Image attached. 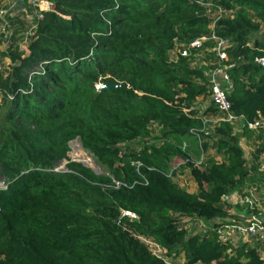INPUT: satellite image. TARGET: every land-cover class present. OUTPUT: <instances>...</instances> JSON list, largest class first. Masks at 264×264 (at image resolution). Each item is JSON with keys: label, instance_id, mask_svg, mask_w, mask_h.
Segmentation results:
<instances>
[{"label": "trees", "instance_id": "trees-1", "mask_svg": "<svg viewBox=\"0 0 264 264\" xmlns=\"http://www.w3.org/2000/svg\"><path fill=\"white\" fill-rule=\"evenodd\" d=\"M48 1L43 19L27 4L0 32V264H166L142 239L185 264H264L259 246L217 235L257 162L209 79L215 34L231 43L230 111L264 119V0ZM77 140L103 173L70 160Z\"/></svg>", "mask_w": 264, "mask_h": 264}, {"label": "built area", "instance_id": "built-area-1", "mask_svg": "<svg viewBox=\"0 0 264 264\" xmlns=\"http://www.w3.org/2000/svg\"><path fill=\"white\" fill-rule=\"evenodd\" d=\"M13 2L14 0H0V32L4 34L6 39L11 36L8 17ZM30 5L34 8L36 13L35 17L38 19H43L45 12L55 9L54 3L48 0H30ZM208 40L209 38L207 37L193 40L177 52L182 57H188L193 51L201 49ZM211 40L214 42L212 52L219 59L218 66L209 71L211 99L217 106L219 113L223 114L222 120L236 127L241 126V129L244 131L258 132L264 130L263 118L255 122H249L246 118L237 117L230 111L231 106L228 95L233 87V83L228 74L229 67L225 65V62L228 60L227 50L230 48L231 43L228 39L218 37L215 34H212ZM256 62L261 67H264V58L257 59ZM207 122L210 121L208 120ZM186 148L187 144H184L183 149ZM198 164H201V162H198ZM55 171H59V169ZM6 188L5 182H0V189ZM223 200L229 204L228 202L232 200V194L225 196ZM240 204L245 209V212L242 215L238 213L236 215L237 217L231 214L232 219L222 221L223 223L216 230L217 235L222 242L231 245L253 244L255 247L259 244H264V189L261 192L256 189L249 190L240 198ZM125 215L134 219L137 218L130 212H126ZM142 241L149 246L154 256L162 259L166 264H185L183 261L177 259L175 255H169L156 242L150 239H142Z\"/></svg>", "mask_w": 264, "mask_h": 264}, {"label": "crops", "instance_id": "crops-1", "mask_svg": "<svg viewBox=\"0 0 264 264\" xmlns=\"http://www.w3.org/2000/svg\"><path fill=\"white\" fill-rule=\"evenodd\" d=\"M29 4L30 5V0H14L11 9L9 11V17H14L15 16V11L17 9H19V11H23L22 13H26L27 9L29 8ZM23 5L25 8L24 9H20L19 6ZM26 5V6H25ZM14 14V15H13ZM21 14V12H19L17 15ZM200 65L205 64L204 63V59L203 56L198 55L197 56V60H196ZM205 66V65H204ZM211 124V121L209 122ZM236 128V134L238 136H240V146L242 147V149L246 152V156L250 162V165H252L253 161L257 162L256 166H257V176L255 177L257 181L250 183L248 185L245 186V190L243 193H241L240 190H236L232 193V201L233 203H235L236 209L240 212V214L242 215V213L245 212V209L241 206L240 204V198L245 195L249 190H254L256 189L257 191L261 192L264 189V154L260 155V158L258 161H256V156H257V151L261 149V146H264V130L258 131V132H251L249 137H246L244 130L241 129V126H235ZM239 130H241V132H239ZM180 178H178L181 181V185L183 187L188 188L187 185L189 186H194L197 188L196 184H194L193 182L189 183L186 181V179L184 178V176H179ZM189 190V189H188ZM197 191V190H196ZM236 194V195H235ZM230 206V210H231V205L227 204ZM231 212V211H230ZM202 225L201 227V231H203L205 228H207L206 225H204V222H201L199 224L194 225V229H198V225ZM209 225V224H208ZM199 231V230H197ZM257 246H263L264 244H259ZM261 249V247H260ZM264 252V251H263Z\"/></svg>", "mask_w": 264, "mask_h": 264}, {"label": "rangeland", "instance_id": "rangeland-1", "mask_svg": "<svg viewBox=\"0 0 264 264\" xmlns=\"http://www.w3.org/2000/svg\"><path fill=\"white\" fill-rule=\"evenodd\" d=\"M19 8L20 9H24L25 7L23 5H20ZM19 12L22 13L23 11H19V9H17L15 11V15H17ZM239 132H241V130H239ZM249 136H250V134H246V137H249ZM77 143H72V147H71V158H70V160L71 161H74V162L81 163V164H83V165H85L87 167H90L94 171L99 172L100 170H99V168L97 166L96 167H93L90 164H86L83 161L76 159V156H77L78 153H80L81 156H84V154H87L89 157L93 158L91 154H89L87 151L84 150V148L81 146V144L79 142H77ZM170 164H171V167L173 169H176V168L180 167L181 165H183L184 162L179 157H176V158L172 157L171 160H170ZM62 167H64L63 164H62ZM0 182H2V179L1 178H0ZM187 186H188L189 191H191V192H195L197 190V188L194 187V186H189V185H187ZM228 203L232 206L231 207V214H232V216L237 217L236 215L238 213H240V212L236 209L235 203H233L232 200L229 201ZM187 221H188V225H189V227H190L191 230L194 229V228H196V227L193 226V221L191 219L190 220L187 219ZM204 225H206L207 227L208 226H211V224L208 225V223H205V222H204ZM201 227H202V225L200 224L197 230L201 231L202 230ZM249 245L250 246H253V244H249ZM260 247L264 251V247L263 246H260Z\"/></svg>", "mask_w": 264, "mask_h": 264}, {"label": "bare ground", "instance_id": "bare-ground-1", "mask_svg": "<svg viewBox=\"0 0 264 264\" xmlns=\"http://www.w3.org/2000/svg\"><path fill=\"white\" fill-rule=\"evenodd\" d=\"M76 159L81 160V161H83L86 164H90L93 167H96V163L94 162V160L91 157H89L87 154H84V156H81L80 153H78L77 156H76Z\"/></svg>", "mask_w": 264, "mask_h": 264}, {"label": "water", "instance_id": "water-1", "mask_svg": "<svg viewBox=\"0 0 264 264\" xmlns=\"http://www.w3.org/2000/svg\"><path fill=\"white\" fill-rule=\"evenodd\" d=\"M77 142H79V143L81 144L80 140H77V141H75V142H73V143H77ZM81 146H82V144H81ZM71 147H72V144H71ZM84 150H85V149H84ZM85 151H86V150H85ZM68 157L71 158V152H69ZM92 157H93V156H92ZM92 159H93L94 162L96 163V160L94 159V157H93ZM73 162H74V161H73ZM67 164H68V161L65 160L64 163H63V165H64L63 168H65ZM99 170H100L99 172H96L97 174H101V173H103V170H102V169H99Z\"/></svg>", "mask_w": 264, "mask_h": 264}]
</instances>
